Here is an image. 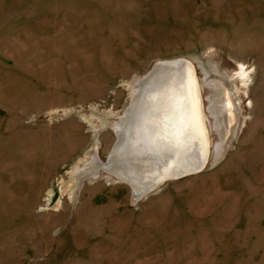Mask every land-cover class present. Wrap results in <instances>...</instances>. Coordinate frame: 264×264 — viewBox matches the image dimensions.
<instances>
[{
  "label": "rangeland",
  "instance_id": "374dc122",
  "mask_svg": "<svg viewBox=\"0 0 264 264\" xmlns=\"http://www.w3.org/2000/svg\"><path fill=\"white\" fill-rule=\"evenodd\" d=\"M182 57L207 164L138 196L114 124ZM0 264H264V0H0Z\"/></svg>",
  "mask_w": 264,
  "mask_h": 264
},
{
  "label": "water",
  "instance_id": "95a60500",
  "mask_svg": "<svg viewBox=\"0 0 264 264\" xmlns=\"http://www.w3.org/2000/svg\"><path fill=\"white\" fill-rule=\"evenodd\" d=\"M188 66L196 76L193 63L184 57L155 62L147 74L136 79L137 86L133 90L130 105L119 118V121L114 124L117 139L108 156L107 164H109V167H115L118 172V174H115L129 183L131 180L135 182L137 179L134 178L135 172L129 171L127 165L130 162H134V164L136 162L140 163L143 157L148 158L147 153H143L141 159H139L140 156H128L126 152L121 150L122 148L124 149L126 141L124 125L131 115L138 117V119L143 115L147 116L148 120L151 118L153 131H158L155 136V143L161 142V145L167 143V147L175 145V148L170 146L169 148L161 150L158 158L155 160H149L148 158V160L142 161L148 167L155 169L157 176L155 178L156 182L144 187L141 195L139 194L140 196L157 190L162 183L169 179H177L185 175L200 172L207 164L210 139L197 76L206 143L199 134L194 133L190 136L189 132H186L188 128L182 125L184 124V120L182 121L181 118H179V127H174L172 124V119L175 114L176 117L183 114L184 118L189 116L187 114L190 111L188 107L189 97L186 95L185 90H182V84L184 83L183 71H186ZM208 100L209 104L207 109L209 117H212L211 124L221 133L220 136L224 137L227 131L226 121L230 108L227 104V99L223 95L221 96L215 92L210 94ZM177 105L180 106L178 111L175 110V106ZM161 115H164V117L162 118ZM120 147L122 148L120 149ZM118 152L120 154L115 159Z\"/></svg>",
  "mask_w": 264,
  "mask_h": 264
},
{
  "label": "bare ground",
  "instance_id": "6f19581e",
  "mask_svg": "<svg viewBox=\"0 0 264 264\" xmlns=\"http://www.w3.org/2000/svg\"><path fill=\"white\" fill-rule=\"evenodd\" d=\"M183 75H184V83L182 84L183 86L182 90H185L186 95L189 97L188 107L190 111L187 113L189 116H186V118H184V114H183L179 117H176L175 114V116L172 119V124L174 125V127H179L180 125L179 118H181L182 121L184 120V124L182 125L188 128L186 132L188 131L190 136L194 133L199 134L206 143V137H204L205 125L203 122V112L200 104L197 78L189 66L186 68V71L185 70L183 71ZM176 102L178 103L177 100ZM227 102H228L227 104L229 105L230 104L229 101ZM179 108H180L179 105L175 106L176 111H178ZM161 117L163 118L164 115H161ZM139 119L138 117L131 115V117L125 123L124 131L126 134L125 135L126 141H125L124 149L120 147V149L122 148L121 149L122 151L126 152V154L132 157L140 156L139 159H141V155L143 153H147L149 160L150 159L155 160L156 158H158V155L160 154L161 150L169 148L170 146L175 148V145H170L169 147H167L168 145L167 143H164L165 146L164 144L161 145V142L155 143L154 140L158 131L156 132L153 131L151 118L148 120L147 116L143 115ZM173 125L171 126L173 127ZM119 152L116 154L115 159H117L118 154H120ZM148 158L143 157L140 160V163L136 162V164H134L133 162L127 165L129 171H132L133 173L135 172L134 178H136L137 181L134 182L131 180L132 182L130 181V184L138 196L141 195V192L144 187L149 186L152 183L154 184L156 182L155 180L157 176L156 170L148 167L147 164L145 165L144 162H142V161H146V159L148 160ZM105 168H107L108 171L111 170V172H113L114 174L115 173L118 174L115 167H111V166L109 167V165L105 164Z\"/></svg>",
  "mask_w": 264,
  "mask_h": 264
}]
</instances>
